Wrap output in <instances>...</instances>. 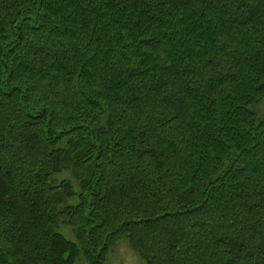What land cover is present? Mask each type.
Masks as SVG:
<instances>
[{
	"label": "trees",
	"instance_id": "16d2710c",
	"mask_svg": "<svg viewBox=\"0 0 264 264\" xmlns=\"http://www.w3.org/2000/svg\"><path fill=\"white\" fill-rule=\"evenodd\" d=\"M263 98L264 0H0V264H264Z\"/></svg>",
	"mask_w": 264,
	"mask_h": 264
},
{
	"label": "rangeland",
	"instance_id": "374dc122",
	"mask_svg": "<svg viewBox=\"0 0 264 264\" xmlns=\"http://www.w3.org/2000/svg\"><path fill=\"white\" fill-rule=\"evenodd\" d=\"M262 100L263 102L258 108V112H262L263 114L264 98ZM75 264H87L81 253L79 254V258L76 260ZM105 264H144V261L136 252H134L130 244L127 242V239L122 237L118 241V244L108 253Z\"/></svg>",
	"mask_w": 264,
	"mask_h": 264
}]
</instances>
